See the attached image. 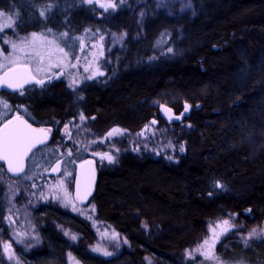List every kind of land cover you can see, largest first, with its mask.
Masks as SVG:
<instances>
[{
  "label": "trees",
  "instance_id": "obj_1",
  "mask_svg": "<svg viewBox=\"0 0 264 264\" xmlns=\"http://www.w3.org/2000/svg\"><path fill=\"white\" fill-rule=\"evenodd\" d=\"M11 1L18 2L0 0V11L6 14ZM193 2V15H175L170 21L146 14L139 22L124 10L95 21L90 9L69 7L48 19L54 34L80 33L94 25L128 31L120 73L105 83H85L81 102L64 81L31 86L23 96L0 95L13 109L0 125L17 111L34 125L52 127L48 147L80 106L97 136L115 126L141 129L157 116L160 104H169L177 114L190 106L184 115L187 151L177 165L129 152L113 168L100 171L91 201L100 219L129 240L123 264H145L150 256L159 264H182L185 251L205 237L208 222L229 213L240 214L247 227L264 222V0ZM41 24L24 20L19 29L39 33ZM168 48L173 51L164 55ZM217 181L225 189L214 190ZM3 198L0 185V258L2 233L8 231ZM40 222L46 242L26 255L27 264H69L68 252L84 264L114 262L88 251L94 236L77 217L56 208ZM60 226L82 234V243L71 244ZM245 237L227 236L218 255L228 264H264V236L246 243Z\"/></svg>",
  "mask_w": 264,
  "mask_h": 264
},
{
  "label": "rangeland",
  "instance_id": "obj_2",
  "mask_svg": "<svg viewBox=\"0 0 264 264\" xmlns=\"http://www.w3.org/2000/svg\"><path fill=\"white\" fill-rule=\"evenodd\" d=\"M109 2L117 5L116 10L109 8L105 11L101 7L102 4L106 5ZM48 4L53 5L50 12L47 9ZM73 6L75 8L83 6L90 9L95 21L105 19L121 10H124L125 14H129L128 17L137 16L139 22H143L146 14L164 15L165 20L170 21V19H174L173 16L175 15L189 16L195 13L193 0H124L123 4H121V0H94L92 4L83 3L82 0L11 1L8 6L9 11L5 12L6 14L3 13L4 11H0V74L8 67L16 65H28L36 73L37 68L41 67L43 70L37 73L40 79H47L48 82L64 81L67 87L75 93L79 102L83 100L80 99L83 96L79 91L85 83L92 81L105 83L115 78L121 71L120 64L127 51L128 31L121 28L118 30L103 29L94 25L84 28L80 33H77V29H74L71 33L62 31L60 35L54 34L47 23L48 19H53L57 14L67 13V9ZM38 8L40 11L45 12V17H41L36 13ZM36 19L42 23V30L39 33L26 34L19 29L24 20L36 21ZM33 33H36L38 37L54 42L38 49L43 57L42 64L38 63L37 59H32L29 62L30 58L35 55L32 49L24 48L23 50L14 51L12 48L13 43L21 45L25 40H30ZM61 34L66 35L61 38ZM61 49H63V52L60 51ZM64 53H68V55L65 56ZM5 57L16 60L17 64H8L4 59ZM58 64L61 66L57 67ZM71 65H75V67H71ZM49 77H52L50 81ZM88 77L93 78L88 79ZM76 80L79 83L75 84L74 90L70 85ZM20 95L23 96V94ZM4 103V101H0V120L13 111L12 107L4 110ZM160 106L171 107L175 116H180L183 113L177 114L169 104H160ZM160 111L161 107H159L157 116L151 120L156 121L155 125H151L150 121L136 131L115 126L104 135L97 136L88 128L87 124L90 119L80 106L77 116L69 120L74 121L79 127H73L68 121L66 123L68 132L65 131V124L54 146L43 148L32 156L29 160L28 171L23 176L19 178L12 177L6 172L4 166H0V185L3 188L5 205L4 220L8 228L7 233L1 232L3 237L0 264H27L26 260L30 262L31 260L27 259L26 255L46 242L41 234L40 219L56 208L65 212L66 216L77 217L90 226L94 240L91 244H87V249L91 254L112 260L114 261L112 264H123L120 261L125 257V254L122 253L130 250V242L111 224L100 219L97 206L93 201L86 204L78 201L75 191L76 168L82 161L94 159L100 171L109 170L119 163L120 157L124 153L129 152L138 158H161L168 163L177 165L180 157L187 151V142L184 140V135L188 124L185 117L173 121L163 118L165 120L163 122L160 119L162 117ZM80 113H83L86 117L83 123L79 120ZM16 114L20 113L16 111ZM146 125L149 126L148 130H145ZM112 129L124 130L126 134H116L109 138L108 133ZM142 131L143 135H137ZM93 141L95 143H92ZM180 145L184 146V152L179 151ZM104 153L112 155L114 161L109 163L107 159L101 160V155ZM170 156L173 159L169 160L168 157ZM62 157L65 159L62 173L59 176L49 175L51 166ZM65 173L71 175L66 176ZM68 201L71 203H68ZM73 206L76 209L75 211ZM224 220H228L235 230L220 235L219 240L216 241L214 255L219 258V262L206 260L203 253L208 251L207 246L202 248L200 253L194 250L200 248L205 239H208L209 244H211L213 236L211 229L214 228L217 234L221 233L223 228L227 227L222 223ZM59 228L71 244L82 243L84 237L79 232L65 226ZM245 229L247 231H244ZM253 229H256L258 233L264 232V222L247 227L243 217L238 213H229L224 218L210 220L205 237L200 243L185 251L184 258L186 262H182V264H228L218 255L217 247L219 244L231 234L240 238L248 237ZM113 234H119L120 239L116 241L109 239ZM73 235L77 237V240L71 239ZM125 238L127 243H124ZM113 243L117 244L118 247H113ZM5 244L11 245L12 259H9V252L3 250ZM96 247L114 254L105 256L102 252L92 250ZM189 253L193 254V259H189ZM67 260L69 264H84L73 252H68ZM145 264H159V262H156L150 256Z\"/></svg>",
  "mask_w": 264,
  "mask_h": 264
},
{
  "label": "snow or ice",
  "instance_id": "obj_3",
  "mask_svg": "<svg viewBox=\"0 0 264 264\" xmlns=\"http://www.w3.org/2000/svg\"><path fill=\"white\" fill-rule=\"evenodd\" d=\"M83 3H87V4H92L94 2V0H82ZM124 3V0H121V4ZM191 5L189 4V7ZM102 8H104L105 11H107L109 8L112 10H116L117 5L115 3L109 2L106 5L102 4L101 5ZM53 8L52 4H48L47 5V9L50 12ZM39 15L41 17H45V12L44 11H40ZM143 15V14H141ZM66 34H61V38H63ZM126 35V34H125ZM5 43H7V41H5ZM53 41H48L43 39L42 37H38L36 33L32 34V38L30 40H25L24 42H22L21 45H17L15 43L12 44V48L14 51L16 50H23L24 48H30L33 50V52L35 53V55L33 57L30 58V61L32 59H37V62L42 64L43 63V57L40 55L38 49L40 48H44L46 45H51L53 44ZM61 52H63V49L60 50ZM167 51L169 53H171L173 51L172 48H168ZM65 56L68 55V53H64ZM5 61L8 62V64H17V61L14 59H11L9 57H5L4 58ZM152 59H155V57H152ZM61 65H57V67H60ZM71 67H75V65H71ZM43 69L41 67L37 68V73H39L40 71H42ZM16 67H8V70L4 73V78H3V85L13 89V90H18V89H23L25 84H29V83H34L36 85H40L41 87H43L46 83V81L44 79H36L35 76H31V77H20L16 75ZM26 71H31V69H26ZM85 71H87V69H85ZM102 75V73H101ZM93 77H88V79H92ZM49 81L52 79V77L48 78ZM79 81H73V84L70 85V87H73L75 90V84H78ZM21 94H23L21 92ZM80 99H83L82 97ZM159 107H161L162 111L167 115V119L169 121H173V120H181L184 115L189 111V105L185 104L184 106V112L180 114V116H175L174 114H172V109L171 108H164L163 106L158 105ZM9 108V106L4 103L3 104V109L7 110ZM92 119H95L94 117ZM79 120L81 121V123H83L86 120V117L84 116L83 113H80L79 115ZM16 121H20L19 124H16ZM58 123V122H57ZM151 125H155L156 121L153 120L150 122ZM69 124H72L73 127H79V125H76L74 123V121H69ZM65 131L66 133L68 132V125L66 124L65 126ZM189 127H191V125H189ZM149 126L146 125L145 126V130H148ZM52 132V129H34L32 128L31 124H28L27 121H22L21 118L19 116H17L15 118V121L13 120H8L6 124H4V128H3V135L0 136V160H5L8 162V170L14 173H23L24 172V167H23V160L25 157L28 156L29 152H31L36 145H43L45 143V141L48 139L49 134ZM119 134V135H124L126 134L124 130H118V129H112V131H110L108 133V137H113L114 135ZM137 135H143V131L141 133H138ZM92 143H95V141H93ZM85 150H87L85 148ZM77 151H79V149H77ZM179 151L180 152H184L185 148L183 145L179 146ZM69 155H71V153H69ZM107 159L109 161V163L114 161V157L112 155H109L107 153H104L101 155V160ZM169 160L173 159V157H168ZM85 163L90 164L91 161H86ZM60 169V165L57 164V166L55 168H52L51 171L52 172H59ZM66 176H70V173H65ZM63 183V182H61ZM35 187V185H33ZM213 189H225V186L221 183H219L218 181L215 182L212 185ZM80 188V182L77 181V189ZM79 195V192H78ZM91 195V192L88 190L87 185H85V191H84V198L87 199L88 196ZM213 192H209V196H212ZM68 203H71L70 201H68ZM73 210L75 211V207L73 206ZM93 210H94V206H93ZM231 215V214H230ZM223 225H226L227 227L223 228V231L219 234L216 233L215 229H211L213 236H212V243L209 244V240L205 239L203 241V244L201 245L200 248L195 249L194 251L197 253L201 252V249L206 247L208 248V251L204 252L203 255L205 256L206 260H211V261H217L219 262V258L216 257L214 255V247H215V243L217 240H219L220 235H223L229 231H234L235 228L234 226L229 224L228 220H224ZM144 228H147V225H143ZM217 227H219V225H217ZM264 235V232H260L258 233L256 229H253L252 232L249 233L248 237H245V243L247 242L248 239L251 238H258L259 236ZM72 240H77V237L75 235H73L71 237ZM109 239H111L112 241H116L119 238V234H113ZM124 243H127L126 238L124 239ZM113 247H118L117 244L113 243ZM3 250L5 252H9V259H12L13 256L11 254V245L10 244H5L3 246ZM95 252H102L103 255L105 256H111L114 253L113 252H109L107 250H102L99 247L93 248L92 249ZM189 259H193V254L189 253Z\"/></svg>",
  "mask_w": 264,
  "mask_h": 264
},
{
  "label": "water",
  "instance_id": "obj_4",
  "mask_svg": "<svg viewBox=\"0 0 264 264\" xmlns=\"http://www.w3.org/2000/svg\"><path fill=\"white\" fill-rule=\"evenodd\" d=\"M16 67L17 71H16V75L20 76V77H31V76H35L36 79H40L32 70V68L28 65H16L13 66ZM26 69H31V71H26ZM8 69L4 70L1 74H0V95H2L4 92L6 93H20L22 91H25L27 88L31 87V86H40V85H36L34 83H29V84H25L23 89H18V90H13L10 89L6 86L3 85V78H4V73L7 71ZM46 81V83H48L47 79H44ZM45 83V84H46ZM164 108H171L169 106H163ZM172 109V108H171ZM161 116L165 119H167V115L162 111H160ZM172 114H174V110L172 109ZM19 116L21 118L22 121H27L28 124H31L32 128L34 129H49L50 127H45V126H37L32 124L26 117H24L21 114H17L14 115L13 117H11L8 120H13L15 121V118ZM7 120V121H8ZM168 120V119H167ZM7 121H5L3 124L0 125V136L3 135V128H4V124L7 123ZM16 124H19L20 121H16ZM51 129V128H50ZM54 139V133L53 130L52 132L49 134L48 139L45 141V143L43 145H36V147L29 152L28 156L24 158L23 160V167H24V172L23 173H14L8 170V162L5 160H0V164H2L6 170V172L15 178H19L21 176H23L27 170H28V165H29V160L31 158V156L39 149L49 145ZM64 158L59 159L58 161L55 162V164L52 166V168H55L57 166V164L60 165V171L59 172H52L51 169L49 170V175L51 176H59L62 171H63V165H64ZM86 161H91L90 164L85 163ZM99 179H100V171H99V167L97 165V162L94 159H87L82 161L76 168V174H75V191H76V196L77 199L80 203L82 204H86L88 202H90L93 197L96 194L97 191V187H98V183H99ZM77 181L80 182V188L77 189ZM85 185H87L88 190L91 192V195L87 197V199L84 198V191H85ZM79 192V195H78Z\"/></svg>",
  "mask_w": 264,
  "mask_h": 264
},
{
  "label": "flooded vegetation",
  "instance_id": "obj_5",
  "mask_svg": "<svg viewBox=\"0 0 264 264\" xmlns=\"http://www.w3.org/2000/svg\"><path fill=\"white\" fill-rule=\"evenodd\" d=\"M9 119H10V118H9ZM6 121H7V120H6ZM3 123H4V122H3ZM3 123H2V124H3ZM45 127H49V126H45ZM50 128L52 129V127H50ZM52 130H53V129H52ZM53 133H54V130H53ZM50 144H51V143H50ZM50 144H49V145H50ZM49 145H47V146H45V147H43V148H46V147H48ZM43 148H41V149H43ZM41 149L37 150L35 153H37V152L40 151ZM35 153H34V154H35ZM34 154H33V155H34ZM33 155H32V156H33ZM32 156H31V158H32ZM31 158H30V159H31ZM62 158H63V157H62ZM59 159H61V158H59ZM59 159H58V160H59ZM58 160H57V161H58ZM64 162H65V161H64ZM54 164H55V163H54ZM54 164H53V165H54ZM53 165H52V166H53ZM52 166H51V168H52ZM28 168H29V165H28ZM51 168H50V169H51ZM27 171H28V170H27Z\"/></svg>",
  "mask_w": 264,
  "mask_h": 264
},
{
  "label": "bare ground",
  "instance_id": "obj_6",
  "mask_svg": "<svg viewBox=\"0 0 264 264\" xmlns=\"http://www.w3.org/2000/svg\"><path fill=\"white\" fill-rule=\"evenodd\" d=\"M100 171V170H99Z\"/></svg>",
  "mask_w": 264,
  "mask_h": 264
}]
</instances>
